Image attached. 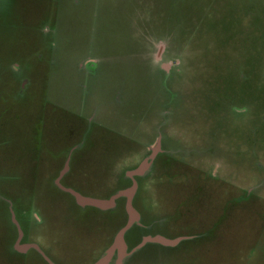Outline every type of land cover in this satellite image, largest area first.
<instances>
[{
  "label": "rangeland",
  "instance_id": "1",
  "mask_svg": "<svg viewBox=\"0 0 264 264\" xmlns=\"http://www.w3.org/2000/svg\"><path fill=\"white\" fill-rule=\"evenodd\" d=\"M159 139L125 240L185 238L124 264H264V0H0V264H46L11 209L20 244L96 261L124 200L54 178L109 199Z\"/></svg>",
  "mask_w": 264,
  "mask_h": 264
},
{
  "label": "water",
  "instance_id": "2",
  "mask_svg": "<svg viewBox=\"0 0 264 264\" xmlns=\"http://www.w3.org/2000/svg\"><path fill=\"white\" fill-rule=\"evenodd\" d=\"M161 151L162 149L159 139L158 143L151 149L150 153L142 160L141 164L137 168L127 172V176L133 179V183L131 184V186L126 189H121L116 191L112 196H110L109 199H100V198L83 196L82 194L71 188H66L62 186L59 183V179L69 170L68 165H66L65 168H63L60 171V174L56 179L57 185L63 190L70 192L75 197L79 205L82 206L90 205L97 207L101 210H108L115 208L117 206V201L119 199L126 200L125 210L128 214L127 223L114 235L111 244L105 249L103 254L92 264H124L125 260L133 252L143 247L148 242H159L165 245H175L185 238V237H179L176 239H168L160 235H155V236L146 235L143 236L142 241L138 245H136L131 251L128 249V245L125 240V235L127 231L130 230L134 224H139L140 222V214L134 208L133 205V200L138 189L136 176L145 175L152 168L155 158L157 157L158 153ZM11 212H12V221L14 222V224L17 226L18 229V237L14 245L16 250L21 252H27L30 249H35L47 262H49L50 264H54L37 243L29 242V243L20 244L23 238V231L17 219L15 218V214L12 209Z\"/></svg>",
  "mask_w": 264,
  "mask_h": 264
},
{
  "label": "flooded vegetation",
  "instance_id": "3",
  "mask_svg": "<svg viewBox=\"0 0 264 264\" xmlns=\"http://www.w3.org/2000/svg\"><path fill=\"white\" fill-rule=\"evenodd\" d=\"M91 70H92V68H91ZM161 149H162V151L161 152H164V153H166L167 151H169V150H166L165 148L163 149V145L161 146ZM161 152H159V153H161ZM170 155H172V153L174 152V150H170ZM159 153H158V155H159ZM157 155V156H158ZM157 158V157H156ZM155 158V159H156ZM61 170V169H60ZM59 174H60V172H58V175L57 176H59ZM68 175H69V170L59 179V183L62 185V186H64V187H66V188H71V189H73V190H75V191H77V192H79L80 194H83V193H81L80 191H78L76 188H74V187H71V185L72 184H69L67 181H68ZM56 176V177H57ZM54 178V180L55 179H57V178ZM129 179H130V181H131V184L133 183V179L132 178H130L129 177ZM137 180V179H136ZM55 185L61 190V191H63L64 193H66V194H68V195H70L73 199H74V201L77 203V201H76V199H75V197L70 193V192H68V191H65V190H63L62 188H60L58 185H57V183H56V181H55ZM136 195V194H135ZM86 196V195H85ZM87 197H91V196H87ZM124 200V202L126 201L125 199H123ZM133 204H134V200H133ZM77 205L78 206H80L81 208H86V207H94V206H90V205H85V206H82V205H79L78 203H77ZM125 205V204H124ZM94 208H96L97 210H99V211H105V210H101V209H99V208H97V207H94ZM135 225H138V224H134L133 226H135ZM132 226V227H133ZM155 235H160V236H165V235H161V233H157V234H155ZM155 235H153V236H155ZM143 236H146V235H142V238H141V240H140V242L142 241V239H143ZM171 238H173V237H171ZM184 240V239H183ZM183 240H181L180 242H178L177 244H176V246L177 245H179ZM148 243H152V242H148ZM153 243H155V244H158V245H161V246H172V247H175V245H165V244H162V243H159V242H153ZM13 248L14 249H16L15 248V246L13 245ZM30 250H34V251H36L35 249H30ZM30 250H28L27 252H29ZM18 251V250H17ZM19 252H21V251H19ZM37 252V251H36ZM21 253H23V252H21ZM25 253V252H24ZM38 253V252H37ZM39 254V253H38ZM40 255V254H39ZM41 256V255H40ZM41 258L44 260V262L46 263V264H50L49 262H47L42 256H41Z\"/></svg>",
  "mask_w": 264,
  "mask_h": 264
},
{
  "label": "trees",
  "instance_id": "4",
  "mask_svg": "<svg viewBox=\"0 0 264 264\" xmlns=\"http://www.w3.org/2000/svg\"><path fill=\"white\" fill-rule=\"evenodd\" d=\"M149 153V152H148ZM165 154V153H164ZM148 155V154H147ZM170 155V154H169ZM153 169V168H152ZM116 192V191H115ZM31 212H32V214L34 213V210H33V208L32 207H30V209H29ZM13 224V223H12ZM14 225V224H13ZM15 226V225H14ZM16 234V233H15ZM15 234H13L12 236H9L10 238H13V236H15ZM7 250H8V255H11V254H13V255H15V254H17V253H14L12 250H11V248L9 249V246H8V248H7ZM30 252H32V253H35L36 255H38L39 257H40V255L36 252V251H34V250H30L28 253H26V254H21V253H18L17 255H20V256H23L24 258H27V256H30L29 255V253ZM19 257V256H18ZM32 257V256H31ZM19 259H17L16 258V256L12 259V262H15V261H18Z\"/></svg>",
  "mask_w": 264,
  "mask_h": 264
}]
</instances>
